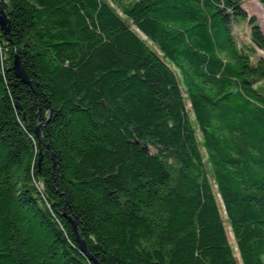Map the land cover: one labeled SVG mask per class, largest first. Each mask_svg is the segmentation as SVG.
Wrapping results in <instances>:
<instances>
[{"label":"trees","instance_id":"trees-1","mask_svg":"<svg viewBox=\"0 0 264 264\" xmlns=\"http://www.w3.org/2000/svg\"><path fill=\"white\" fill-rule=\"evenodd\" d=\"M108 1L0 0V264H264L252 0Z\"/></svg>","mask_w":264,"mask_h":264},{"label":"rangeland","instance_id":"rangeland-1","mask_svg":"<svg viewBox=\"0 0 264 264\" xmlns=\"http://www.w3.org/2000/svg\"><path fill=\"white\" fill-rule=\"evenodd\" d=\"M104 1H106L107 3L110 4V7L114 10V12L116 14H118V16L124 18L123 15H122V13L120 11H118V9L112 3H110V1H108V0H104ZM244 6H245V8L248 11V13H249L250 16L257 17L259 25L264 30V5L263 4L256 3L254 0H252V1H249L248 3H246ZM237 32H238V34H239V36L241 38H243V37H246L247 38V36L249 35V32L248 31H245V29H243V28H241ZM257 54H258V56H263L264 57V52L257 51ZM197 139H198V141H199L200 144L203 143V136H202V133L201 132H198ZM203 153H204L203 155L207 158V155H206L205 150H203ZM208 170L210 171V169H208ZM212 185H213V188H214V193H215L218 201H220L219 192H218V189H217L216 182L214 180H212ZM220 207L222 209V205H220ZM226 227H227L228 235H229L230 239L232 240V243H231L232 244V248L235 251L236 250V245H235V242L233 241V236H232V233H231V228H230V226H229L228 223H227Z\"/></svg>","mask_w":264,"mask_h":264},{"label":"water","instance_id":"water-1","mask_svg":"<svg viewBox=\"0 0 264 264\" xmlns=\"http://www.w3.org/2000/svg\"><path fill=\"white\" fill-rule=\"evenodd\" d=\"M7 9H8V7L5 5L4 2H2V6L0 7V26H1L2 31H4L5 34H8L9 31H10L9 20H8V16L6 15V10ZM14 70H15V73H16L17 77L24 84L31 85V80H30L28 74L26 73V71L24 70L19 58H16ZM38 134H39V132H38ZM42 159H43V157L40 154L39 160L42 161ZM72 224H73V228H74V230L76 232L77 227H76V225L73 222H72ZM78 241L81 243L82 247H85V244L80 239H78Z\"/></svg>","mask_w":264,"mask_h":264}]
</instances>
